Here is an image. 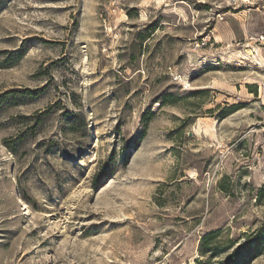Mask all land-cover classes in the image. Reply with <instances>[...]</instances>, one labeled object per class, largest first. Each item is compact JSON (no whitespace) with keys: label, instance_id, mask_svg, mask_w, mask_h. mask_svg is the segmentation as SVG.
Segmentation results:
<instances>
[{"label":"rangeland","instance_id":"rangeland-1","mask_svg":"<svg viewBox=\"0 0 264 264\" xmlns=\"http://www.w3.org/2000/svg\"><path fill=\"white\" fill-rule=\"evenodd\" d=\"M200 261L264 264V0H0V264Z\"/></svg>","mask_w":264,"mask_h":264},{"label":"trees","instance_id":"trees-1","mask_svg":"<svg viewBox=\"0 0 264 264\" xmlns=\"http://www.w3.org/2000/svg\"><path fill=\"white\" fill-rule=\"evenodd\" d=\"M218 234V231H213V232H210L208 234H206L204 237H203V240H202V250L205 252L207 249V246L209 244V240L214 238L216 235ZM236 257V256H235ZM198 264H204L203 262H199Z\"/></svg>","mask_w":264,"mask_h":264}]
</instances>
